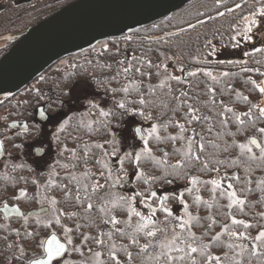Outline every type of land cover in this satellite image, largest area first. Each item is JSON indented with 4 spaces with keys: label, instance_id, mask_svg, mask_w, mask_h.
Returning <instances> with one entry per match:
<instances>
[{
    "label": "trees",
    "instance_id": "obj_1",
    "mask_svg": "<svg viewBox=\"0 0 264 264\" xmlns=\"http://www.w3.org/2000/svg\"><path fill=\"white\" fill-rule=\"evenodd\" d=\"M238 1L190 0L153 23L127 35L109 38L108 47L92 53L93 57L85 50L68 56L65 68L46 70L15 95L0 99V125L12 119H25L28 125L27 130L5 137L4 145L10 152H17L18 140L27 137L25 133L33 132L37 105H42L49 117L59 118V114L62 117L56 119L59 125L52 130L63 164L56 167L58 173L44 189L34 177L31 166L22 162H8L11 165L0 171V204L16 203L25 212L46 195L48 202L44 205L48 210L59 211L62 225L72 229L71 246L80 251L66 252L59 264H97V260L101 264H117V261L119 264H156L150 257L160 251L158 247L141 251L150 240L156 244V239L135 232L139 218L132 216L129 220L128 208L113 203L119 195L134 197L136 210L147 215L149 208L143 201L153 191L157 196L148 199L149 203L156 204L159 196L168 197L165 205L173 216L166 219L167 214L159 208L155 212V218L161 222L158 227H164L166 232L175 228L178 235L187 239V231L178 227L181 218L187 219L185 204L187 211L198 218L192 221L190 229L196 237L194 246L208 247L203 254L192 253L197 264H217L216 260H207L209 255L219 257V264H264V241L256 240L264 231V158L260 149H255L248 141V137L254 135L264 147V132L260 131L264 122L259 111L262 94L257 81L259 73L246 69L248 65H262L264 52L257 50L245 55L242 64L219 68L212 57V42H209L210 38L231 41L228 26L216 19L247 13L248 10L242 8L245 5L233 7ZM223 5L231 8L221 9ZM203 26L207 27L203 29ZM195 50L203 53L193 56ZM168 61L180 71L179 76L165 73L168 69L164 65ZM76 84L88 87L92 96L96 94L106 103L100 104L99 100L88 103L86 97L74 98L72 90ZM125 88L127 92L123 91ZM141 99L144 104L139 103ZM85 100L87 110L76 114V103ZM121 102L125 104L123 109L119 107ZM101 110L109 115H100ZM124 121L139 124L143 129L158 127L159 141L148 134L141 139H148L154 159L142 157L137 165L134 155L128 158L127 154L142 152L144 146L132 152L112 145L111 129L117 130ZM178 125L184 126L183 132ZM181 136L184 139H180ZM168 137L178 139L172 141ZM188 138L195 141L193 152L200 156V161L183 156ZM240 144H249L252 152L241 153ZM105 157H112L116 162L112 174L109 166L105 167ZM205 161L207 169L203 168ZM177 164L182 166L174 170ZM117 177L121 179L116 189H110ZM192 178L198 180L196 185L190 183ZM213 178L227 186L232 184V189L226 191L221 187L213 193V185L204 183ZM97 182L102 187L93 192L91 186ZM189 188L191 192L187 191ZM22 190L26 195H21ZM162 190H167L168 194L162 195ZM114 191L118 194L109 200ZM229 191H235L244 203L229 207L231 201L226 194ZM222 192L225 194L221 195ZM196 196L201 198L199 202ZM89 203L93 205L91 209H88ZM113 218L119 223L113 224ZM233 219L243 223L234 224ZM28 221H10L0 215V264H20L25 258L41 253L37 251L39 248H32V240L26 238L25 227L32 226V221ZM51 226L56 227L54 220ZM232 232L237 235H230ZM157 236L160 237V233ZM96 252L101 253L100 257L94 256ZM160 264H164L163 258ZM175 264H191V260Z\"/></svg>",
    "mask_w": 264,
    "mask_h": 264
},
{
    "label": "water",
    "instance_id": "obj_2",
    "mask_svg": "<svg viewBox=\"0 0 264 264\" xmlns=\"http://www.w3.org/2000/svg\"><path fill=\"white\" fill-rule=\"evenodd\" d=\"M188 1L190 0H73L65 4L29 28L4 37L17 39L0 55V99L15 95L60 58L84 50L100 40L126 35L174 12ZM247 1L249 0H239L233 7ZM259 86H264V76L261 77ZM36 118L39 121L47 119L42 106L37 107ZM7 125L10 129L19 128L22 131L28 128L25 120H10ZM134 134L138 140L143 138L140 126L134 127ZM253 138L261 145L255 136H250L248 141ZM252 146L259 150L255 145ZM34 153L40 156L43 148L35 147ZM4 155L2 145L0 160ZM160 198L156 204L148 202L146 206L150 204L158 209ZM0 211L7 218L41 215L48 208L40 206L24 213L17 204L4 203L0 206ZM42 258L44 255L25 264H32V261Z\"/></svg>",
    "mask_w": 264,
    "mask_h": 264
},
{
    "label": "snow or ice",
    "instance_id": "obj_3",
    "mask_svg": "<svg viewBox=\"0 0 264 264\" xmlns=\"http://www.w3.org/2000/svg\"><path fill=\"white\" fill-rule=\"evenodd\" d=\"M261 15H264V10L261 11ZM252 24H255L256 21L253 20L251 21ZM247 32H251L252 28L248 27L246 29ZM249 38V37H246ZM125 71H127V69H125ZM207 75L211 76V73H206ZM189 75H195V73H189ZM227 75V74H225ZM173 79H179V77H172ZM213 79H216V77H213ZM253 83H255V81H253ZM123 91L127 92L128 89L125 88L123 89ZM259 91L261 93H264V86L259 87ZM245 100H247V97H244ZM139 103L144 104L145 101L143 99H141L139 101ZM120 108H125V104L123 102H121L119 104ZM227 111H231V109H227ZM143 114V113H141ZM260 114L261 116H264V108L260 109ZM100 115L102 116H108L109 113L101 110ZM193 119H197V117H193ZM237 120H240L239 116L236 117ZM241 123H243V121H240ZM179 128L181 129V132L184 131V126L183 125H178ZM211 131V129L209 130ZM261 132H264V129H260ZM148 136L149 137H154L157 141H159L161 139V137L158 135V127L156 125H153L151 127V129L148 132ZM180 139H184V137H179ZM167 139L175 141L176 139H178V137H168ZM195 143V141L192 138H188L187 140V145H186V150L183 152V156L186 159L189 160H196V161H200V156L195 154L193 152V144ZM249 144L251 145H255L257 148L260 149V152L262 154V158H264V147H262L259 143H257L256 139H251L249 141ZM249 144H240L239 148L241 150V153H244L245 151H247L248 153L252 152V148L249 147ZM98 147H102L101 145H98ZM0 148H2V144H0ZM199 150L202 152L204 150V145L201 143L199 144ZM39 151V150H38ZM128 158H132L134 155V159L137 165H139V162L141 160L142 157H147L149 159H154L151 155V150L148 147V139L144 138V148L142 152L139 153H129L127 154ZM254 158V157H253ZM157 164L162 163L161 161H155ZM99 163V161H98ZM121 165L123 164V160L120 161ZM217 163H223L222 161H217ZM182 165L177 164L173 166V169H178L180 168ZM105 167H107V165H105ZM208 164L207 162H203V168L207 169ZM123 170V169H121ZM214 171L216 169H213ZM137 175L139 176L140 174L137 173ZM111 175L109 176V179H111ZM119 177H117L115 179V181L113 182V187L116 186L117 183L120 182ZM154 179V178H153ZM171 182V181H169ZM145 183H148V180H145ZM190 183L192 185H196L198 183V180L196 178H192ZM204 183H211L213 185V193H215L216 189L221 188V182L219 180L213 179L211 181H205ZM92 191L95 192L98 188L102 187V185H100L98 182L94 183L92 186ZM233 185L229 184L228 185V189H232ZM88 186L85 185V191H87ZM187 191L191 192L192 189L189 188L187 189ZM198 191V189H197ZM225 193L222 192L221 195H224ZM228 196V199L231 201V203L229 204V207H231L233 204H239L242 205L244 203L243 200L237 198V194L235 191H229L226 193ZM21 195L24 196L26 195L25 192H23V190L21 191ZM137 195L143 196V193H137ZM157 196L156 192H151L150 197L146 198L143 202L145 204L148 203V199L154 198ZM77 199H79V197H77ZM134 197H126L124 195H119L115 198V200L113 201V203H119L121 206H126L129 210V220H131L132 216L138 217V221L134 226V231L137 233H143V235L145 237L148 238H154L156 239L157 243L153 244L150 240L149 243L144 244L141 248L142 252H147V250L150 247H158L160 249L159 252H155L150 259L156 261V264H160L161 259L163 258L164 260V264H175V262L180 261L183 262L185 260H191V264H197V262L192 259V253H197L200 252L201 254L204 253L205 249H207L208 245H203V246H194L195 241H196V237L194 235V233L191 232V224L193 220L198 219L197 217H193L188 211H187V205L185 204V216L187 217V219H182V222H180L178 224V227L181 230L187 231L188 233V237L187 239H185L182 235H178L175 231V228H173L171 230V232H166L164 227H158V225L161 223L159 222L156 218H155V212H156V208H154L152 205H148L149 207V214L145 215L142 214L141 212L137 211L136 208L133 205V201H134ZM168 199L167 195L161 197L159 199V209L164 211L167 217H172L173 213L172 211L166 207L165 205V201ZM200 197L196 196L195 200L197 202L200 201ZM56 203L55 200L52 201V204L54 205ZM181 203H183V199H182V195H181ZM93 207V205L91 203L88 204V209H91ZM5 210H7V205L5 204ZM13 211H18V209H13ZM75 215V214H73ZM234 224L237 223H243L242 221H237L235 219H233L232 221ZM53 223V220H49L48 223L45 225L46 227H51ZM54 223L56 225H60L62 228H64V240L63 242L61 241L60 238H58L56 232H52L47 239L41 240L40 241V247L43 249V253H44V258L42 259H38V260H34L32 261V264H59V259L58 258H62L66 252L68 251H77L79 252L80 249L77 247H72L71 249L68 246H71L73 244L72 238L69 235V233L72 231V229L67 228L63 225H61V221L59 216H54ZM112 223L116 224L119 223V221H117L115 218L112 219ZM209 227H211V225H209ZM245 227H248V225H245ZM157 233H160V237L157 236ZM29 235H31V233H29ZM230 235L232 236H236L237 234L235 232L230 233ZM243 235V234H241ZM219 235H217V237H215V239H219ZM85 240H87V237H85ZM256 240L258 241H264V231H261L259 233V235L256 237ZM133 242L136 243L137 241L135 240V238H133ZM97 243H102V241H97ZM230 248L232 247V245H228ZM172 253H176L177 255H172ZM81 255H83V253H81ZM101 253L96 252L94 253L95 257H100ZM129 258H131V255L129 254ZM112 259H115V255L112 254ZM207 260L208 261H212V260H216L217 264H219L220 258L219 257H212V256H207ZM97 264H101V262L99 260H97ZM117 264H119V262L117 261Z\"/></svg>",
    "mask_w": 264,
    "mask_h": 264
},
{
    "label": "rangeland",
    "instance_id": "obj_4",
    "mask_svg": "<svg viewBox=\"0 0 264 264\" xmlns=\"http://www.w3.org/2000/svg\"><path fill=\"white\" fill-rule=\"evenodd\" d=\"M243 5L245 6H243L242 8L244 11L248 10L247 13H244L241 16H238L236 14L237 15L236 17H230L229 19L221 18V17L216 19V21H218L219 19V22L225 23V25L228 26V31H229L228 34L233 40V43H235L236 41L235 45H237L235 47L229 46L226 48H222L221 59L225 58L227 60L233 57L247 55V54L255 52L259 46L264 45V43L261 41L262 36L258 37L256 34H254V32H252L253 25L258 24V27L260 28L264 24V15H261V11L264 10V0H249ZM228 8H231V6H229ZM253 20L256 21L255 24L251 23V21ZM206 27L207 26H203V29H205ZM248 27L252 28L251 32L246 31ZM246 37H249V38H246ZM209 42L213 43L215 41L211 40L210 38ZM201 53H203L202 50L200 51L195 50L193 51V56H198ZM225 53H227V56H223L225 55ZM164 68L166 70L168 69V71L165 73L168 74L169 76H179L180 75V71L174 67L171 61H168L164 65ZM79 85L80 84H76L73 86L74 89L72 91H73L74 98L86 97V100H89L88 103H95V100H99L98 103L100 104L106 103L105 100L100 99L96 94L92 96L91 92L88 91V87L87 89H85L83 86L82 88L78 87ZM86 100L83 101V103H80V102L76 103V108H75L76 114L81 113V111L83 110H87ZM58 117L59 118H56V117L54 118L50 116L48 119H51V120H48L45 123H42L41 121H38L34 118L35 122H33L34 128H33L32 133H36V134L34 136H28L27 137L28 141H23L25 140V138H23L25 136H22V139H20L21 142H19L20 145H19L17 152H10L8 150H5L6 154L4 158L0 161V164L3 165L7 162H14V163L22 162L23 164L31 166L34 177L37 179L38 182H40L41 187H43L44 189V186L48 185L53 175L58 173V169L56 167L63 164V158L61 156V149L59 148V146L56 145L55 136H54L55 134L53 133V130H52V126L59 125L57 124L56 119L59 120L62 117L60 114L58 115ZM61 123L62 121H60V125ZM44 125H46L47 127ZM136 125L140 126L139 124L133 123L131 121H127V122L124 121L121 123V126L117 128V130H115L114 128L111 129L113 133L112 139H111L112 145L115 148H119V149L124 148L122 150L128 149L132 152L138 151V149H141L144 146V140L136 139L135 134H134V127ZM140 128L143 132V137H147V134L149 130L151 129V127L143 129L140 126ZM37 133H43V134H37ZM44 143L48 144V148L46 147L44 149L45 152L41 156H36L33 152V147L35 146L44 147L43 146ZM104 159H105L106 165L109 166L110 174H112V171H113L112 167H115L116 162L113 160L112 157H109V159L108 157H105ZM112 185L110 189H116V187H113ZM221 185H222L221 187L224 190L228 191V186L226 185V183L224 184L221 183ZM169 190L173 192L176 191L175 189H169ZM166 193H167V190L165 191L162 190V195ZM117 194H118V191H114L113 193L109 195L108 199L109 200L113 199L114 196H116ZM159 197H162V196H159ZM47 202L48 201L46 199V195H43L41 196V199L39 200V203L36 206H41V205L43 206ZM54 216H59L60 218L59 211L50 209L48 213L44 215L45 223H48L49 220H54L53 219ZM58 226H59V229L56 228ZM56 227H53V226L48 227L47 233H50V232L52 233L54 231L60 237L61 240H64V234H63L64 228H62L60 225H56ZM68 247L71 249L73 246H68ZM36 255H40V254L37 253ZM30 258L32 257L30 256ZM24 260L26 261L28 259L25 258Z\"/></svg>",
    "mask_w": 264,
    "mask_h": 264
},
{
    "label": "flooded vegetation",
    "instance_id": "obj_5",
    "mask_svg": "<svg viewBox=\"0 0 264 264\" xmlns=\"http://www.w3.org/2000/svg\"><path fill=\"white\" fill-rule=\"evenodd\" d=\"M71 1H73V0H0V44H1L0 45V55L3 53V51L5 49H7L9 46H11L17 39V38H4V37H6L9 34L21 32V31L29 28L31 25L37 23L38 21L44 19L49 14H51L50 11H53V10L56 11ZM228 7H229V5H223V7L221 9H226ZM263 25L260 28L258 27V24L253 25L252 26L253 27L252 32H254V34H256L258 37L262 36V40L261 39L260 40L264 43V26ZM114 38H116V37H114ZM110 39H112V38H110ZM110 39L108 38V39L100 40V41L94 43L93 45H91L90 47H88L84 50L89 52L88 56L93 57L92 53L101 52L104 48L108 47V41ZM228 39H229V36H228ZM235 43H236V41H235ZM235 43H233V40L231 39V41L228 40L225 42L215 40V42L210 44V46L213 47V49H212L213 50V52H212L213 56L212 57H213L214 61H217L219 68H222V67L224 68L229 64H234V65L242 64L241 60H244V58L246 57L245 55L233 57V58H230L227 60L225 58L221 59L222 48H226L229 46L235 47V46H237V45H235ZM84 50H81L79 52H82ZM257 50L264 52V45L259 46L256 49V51ZM79 52H76V53H79ZM76 53H74V54H76ZM74 54H71V55H74ZM71 55H67L65 57L60 58L59 60H57L56 62L51 64L48 68H46L44 71L49 70L51 68H55V67L65 68L67 66V57L71 56ZM223 56H227V53H225V55H223ZM246 69L252 73H259L258 74L259 76L257 79V81L259 82L261 77L264 76V58H263V64L262 65H259V64H255L252 66L248 65L246 67ZM34 79L30 83H32L34 81ZM260 105H261V108H264V95L263 94H262V103H260ZM38 106H42V105H37L35 107L34 116H36V109ZM43 109H44V107H43ZM44 111H45V109H44ZM46 114H47V119L45 121H41L42 123H44L48 120L49 114L47 112H46ZM262 117H263V122H264V116H262ZM22 120H25V119H21L18 121L21 122ZM8 121H10V120H6L5 125L4 124L0 125V140L2 142L4 151L6 150V147L4 145L5 137L11 135L12 133H17V132L19 133L20 131L23 132L19 128L10 129L7 125ZM44 126H46V125H44ZM55 128H56V126H52L53 130H55ZM262 129H264V128H262ZM25 134H28V136H34L36 133H25ZM37 134H43V133H37ZM250 136H254V135H250ZM27 137H23V138H25V140H23V141H28ZM249 137H248V139H249ZM19 142H21V140H18L17 144H19ZM43 146L44 147L41 146V148H43V153H44L45 152L44 149L46 147L48 148V144L44 143ZM35 147H37V146H35ZM35 147H33V152H34ZM38 147H40V146H38ZM5 154H6V152H5ZM4 156L1 158V160L4 158ZM8 164L11 165V163H8V162L3 164V165L0 164V171L5 170L6 167L8 166ZM213 179H215V178H213ZM4 203H2V204H4ZM2 204H0V206H2ZM8 204H14V203H8ZM36 207H39V206H35L33 208H36ZM48 211L46 213H48ZM46 213H43L41 215H29V216H22V217H7L6 218L3 216V214L0 211V215L4 219L10 220V221H13L14 219H22V220L27 219V221L28 220L32 221L31 222L32 226H26L25 227L26 230L28 231L26 238L28 240L31 239L33 242L32 243L33 247L32 246L31 247L34 249L39 248V250H37V251H41V253L37 252L40 255L33 256L32 258H29L26 261H22L20 264L28 263L30 260L44 255L43 249L40 247V241L46 239L47 236L49 234H51V232L47 233V234L45 233L46 229L44 227V224H45L44 215ZM11 228L14 229V227H11ZM56 228L59 229V226ZM29 233H31V235H29ZM16 238H18V237L16 236ZM31 254L33 255L34 252Z\"/></svg>",
    "mask_w": 264,
    "mask_h": 264
}]
</instances>
